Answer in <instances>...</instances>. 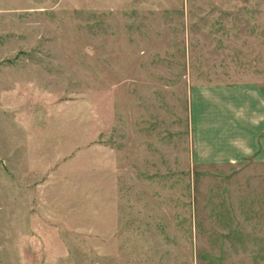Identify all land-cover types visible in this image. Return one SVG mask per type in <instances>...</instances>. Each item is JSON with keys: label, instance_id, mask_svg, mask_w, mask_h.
<instances>
[{"label": "rangeland", "instance_id": "374dc122", "mask_svg": "<svg viewBox=\"0 0 264 264\" xmlns=\"http://www.w3.org/2000/svg\"><path fill=\"white\" fill-rule=\"evenodd\" d=\"M242 83L264 0H0V264H264V164L191 158L192 89Z\"/></svg>", "mask_w": 264, "mask_h": 264}, {"label": "crops", "instance_id": "0c3cea01", "mask_svg": "<svg viewBox=\"0 0 264 264\" xmlns=\"http://www.w3.org/2000/svg\"><path fill=\"white\" fill-rule=\"evenodd\" d=\"M191 99V158L195 165H238L249 159L264 164V94L258 85L198 86L192 89ZM104 149L97 148L95 154L99 156L95 173L102 175L97 181L106 187L97 193L104 208L98 209L97 216L108 222L117 173L115 159L100 151Z\"/></svg>", "mask_w": 264, "mask_h": 264}]
</instances>
